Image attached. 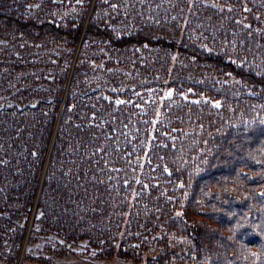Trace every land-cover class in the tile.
I'll return each mask as SVG.
<instances>
[{
    "label": "trees",
    "instance_id": "16d2710c",
    "mask_svg": "<svg viewBox=\"0 0 264 264\" xmlns=\"http://www.w3.org/2000/svg\"><path fill=\"white\" fill-rule=\"evenodd\" d=\"M264 264V0H0V264Z\"/></svg>",
    "mask_w": 264,
    "mask_h": 264
},
{
    "label": "rangeland",
    "instance_id": "374dc122",
    "mask_svg": "<svg viewBox=\"0 0 264 264\" xmlns=\"http://www.w3.org/2000/svg\"><path fill=\"white\" fill-rule=\"evenodd\" d=\"M57 262L59 264H143L141 262H131V261H126V260H122L119 258L103 259V260L90 263V262L79 261L73 256L58 258Z\"/></svg>",
    "mask_w": 264,
    "mask_h": 264
}]
</instances>
